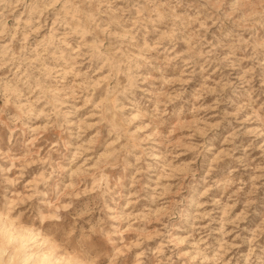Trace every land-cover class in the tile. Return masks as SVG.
I'll return each instance as SVG.
<instances>
[{
    "label": "rangeland",
    "instance_id": "obj_1",
    "mask_svg": "<svg viewBox=\"0 0 264 264\" xmlns=\"http://www.w3.org/2000/svg\"><path fill=\"white\" fill-rule=\"evenodd\" d=\"M0 264H264V0H0Z\"/></svg>",
    "mask_w": 264,
    "mask_h": 264
}]
</instances>
